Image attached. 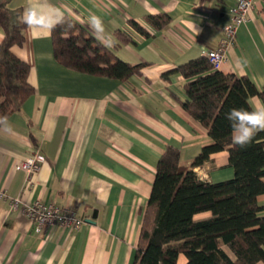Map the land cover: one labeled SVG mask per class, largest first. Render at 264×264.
<instances>
[{
    "label": "crops",
    "instance_id": "crops-1",
    "mask_svg": "<svg viewBox=\"0 0 264 264\" xmlns=\"http://www.w3.org/2000/svg\"><path fill=\"white\" fill-rule=\"evenodd\" d=\"M236 0H10L25 20L29 8L67 15L115 54L131 64L144 63L126 81L70 70L53 56L51 28L27 24L22 46L14 52L30 65L28 80L35 92L0 126V264H135L134 255L154 179L157 161L167 145L180 149L189 167L203 145L207 129L181 106L184 78L177 65L204 55L223 36ZM254 7L226 50L218 69L247 76L264 86V0ZM167 13L160 30L145 20ZM99 17L103 31L93 27ZM134 19L150 31L136 33ZM131 41L116 44L115 30ZM4 32L0 27V42ZM168 73V76H163ZM256 111L264 108L249 98ZM32 147L45 155L31 182L19 166ZM195 167L203 181L233 177L225 151ZM264 181V176H263ZM41 199L75 209L84 219L78 229L54 227L40 233L10 199ZM264 206V193L258 195ZM264 214V211L262 212ZM210 216L205 211L194 216ZM264 247V238L262 239ZM180 264L184 257L180 256ZM264 264V262L260 263Z\"/></svg>",
    "mask_w": 264,
    "mask_h": 264
},
{
    "label": "trees",
    "instance_id": "trees-1",
    "mask_svg": "<svg viewBox=\"0 0 264 264\" xmlns=\"http://www.w3.org/2000/svg\"><path fill=\"white\" fill-rule=\"evenodd\" d=\"M145 20L160 30L170 22L167 13L148 14ZM128 25L143 37L150 31L134 19ZM27 26L21 9L0 0V126L34 94L28 77L30 65L13 48L22 46ZM53 56L70 70L126 81L141 73L144 63L131 64L101 43L73 18L64 15L51 28ZM118 42H130L124 30L114 32ZM183 78L186 100L181 106L207 129L210 142L203 145L189 167L180 149L167 145L160 155L151 192L143 212L134 255L135 264H260L264 262V206L257 197L264 193V132L245 149L231 144L225 114L233 108L255 111L252 96L264 103V86L258 88L247 76L224 73L204 56L191 58L169 71ZM163 76H168L164 73ZM225 151L232 178L218 182L201 180L195 167L211 162ZM210 216L195 219L198 213Z\"/></svg>",
    "mask_w": 264,
    "mask_h": 264
},
{
    "label": "built area",
    "instance_id": "built-area-1",
    "mask_svg": "<svg viewBox=\"0 0 264 264\" xmlns=\"http://www.w3.org/2000/svg\"><path fill=\"white\" fill-rule=\"evenodd\" d=\"M253 7V0H236L231 9L229 22L221 27L223 36L219 43L215 47L203 51L213 68H218L226 61L227 47L234 43L238 27L247 21ZM44 161L45 155L38 147H32L29 150V154L19 165L26 173L27 182H31L32 177L39 172ZM0 196H5V193L0 192ZM10 204L12 207H17L20 204L22 214L32 222L35 233L54 227L78 229L84 222L75 209L41 199L22 202L19 198H12Z\"/></svg>",
    "mask_w": 264,
    "mask_h": 264
},
{
    "label": "clouds",
    "instance_id": "clouds-1",
    "mask_svg": "<svg viewBox=\"0 0 264 264\" xmlns=\"http://www.w3.org/2000/svg\"><path fill=\"white\" fill-rule=\"evenodd\" d=\"M37 22L50 29L57 20L53 18L51 13L41 14L38 10L29 8L25 23L35 24ZM93 27L97 31H103L99 17L93 18ZM110 46L111 44L107 45V47ZM225 119L229 122L231 144L234 148L245 149L253 143L259 133L264 132V108L256 111L233 108L225 114Z\"/></svg>",
    "mask_w": 264,
    "mask_h": 264
}]
</instances>
